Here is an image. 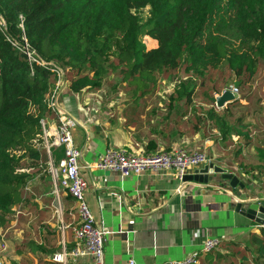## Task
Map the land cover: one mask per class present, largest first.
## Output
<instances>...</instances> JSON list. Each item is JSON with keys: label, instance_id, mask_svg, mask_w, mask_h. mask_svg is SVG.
Wrapping results in <instances>:
<instances>
[{"label": "crops", "instance_id": "crops-1", "mask_svg": "<svg viewBox=\"0 0 264 264\" xmlns=\"http://www.w3.org/2000/svg\"><path fill=\"white\" fill-rule=\"evenodd\" d=\"M153 42L150 48L155 46ZM69 80L64 77L56 105L76 121L72 135L81 150L80 171L87 181L84 199L96 225L106 226L110 231L104 237V264H128L129 260L136 264H170L198 250L210 238L219 244L202 253L198 264H239L244 254L251 264L253 255L244 252L245 244L249 234H260L264 224L235 211L239 198L220 174H209L207 184L181 183L167 169L122 177L116 172L100 171L96 162L107 148H125L130 153H156L177 147L199 149L207 156L202 165L212 162L226 169L244 183L241 192L247 193V198L264 199V136H254L264 132V126L257 127V121L252 123L249 119L257 118L260 123L264 111L246 115L243 125L237 127L239 134L236 131L229 134L226 132L229 124L224 119L226 111L220 113L221 108L209 100L208 84L202 85L203 79L181 67L159 73L155 89L144 95L133 92L134 86L122 81L117 70L109 71L100 87L94 89L73 92ZM178 85L180 90L175 92ZM225 87L211 93L215 97ZM188 91L193 92L187 96ZM240 102L249 103L247 97ZM230 103L222 110H227ZM46 120L51 126L55 122L53 113ZM53 157L56 162L62 158L58 152ZM197 167L192 174L202 168ZM50 183L42 185L43 188L39 186L42 194L25 204L40 214L31 223L25 218L18 221L9 235L1 264H7L5 257L12 244L24 242L25 235L34 237L38 245L51 248L56 242L53 247L57 246L61 234L59 225L52 222L55 197L51 180ZM73 204L72 199L65 198V206ZM61 221L72 224L67 212L62 214ZM65 239L72 242L71 232ZM235 242L240 245L239 251L233 246ZM35 257L36 261H47L46 264H60L52 262L49 253ZM12 259L20 260L16 254ZM66 264L91 262L68 259Z\"/></svg>", "mask_w": 264, "mask_h": 264}, {"label": "trees", "instance_id": "trees-1", "mask_svg": "<svg viewBox=\"0 0 264 264\" xmlns=\"http://www.w3.org/2000/svg\"><path fill=\"white\" fill-rule=\"evenodd\" d=\"M144 9L145 18L140 14ZM1 19L3 213L22 201L21 183L29 173L15 163L21 155L41 159L33 142H41L40 120L52 114L48 102L55 73L29 64L25 44L44 61L65 62L73 73L68 84L73 92L98 88L109 71L117 70L122 81L134 86L133 92L144 95L155 89L163 71L181 67L201 75L224 63L236 84H248L264 60V0H0ZM143 37L154 40L155 46L148 48ZM209 99L215 102L213 94ZM237 102L239 98L230 104ZM240 118L226 132L239 134ZM56 152L63 154L57 147L52 149L54 156ZM238 245L233 243L237 251ZM244 252L253 255L251 264H264V228L249 234ZM247 260L244 254L239 264Z\"/></svg>", "mask_w": 264, "mask_h": 264}, {"label": "built area", "instance_id": "built-area-1", "mask_svg": "<svg viewBox=\"0 0 264 264\" xmlns=\"http://www.w3.org/2000/svg\"><path fill=\"white\" fill-rule=\"evenodd\" d=\"M29 64L37 63L55 73V86L50 95L48 105L55 117V122L48 125L46 118L40 120L42 135L41 146L47 155V170L52 182V194L54 201L60 204V196L70 197L74 204L68 209V215L72 218V224L65 225L61 221L60 230L62 232L61 248L49 254V258L54 263L66 264L68 259L88 260L91 264H104V237L110 231L106 226H97L93 215L84 199V191L87 181L81 174L79 158L81 150L73 140L72 129L76 126L74 118L65 115L57 108L56 101L59 88L64 82V71L51 61H44L27 44L23 48ZM224 89H228L235 97L239 93V88L230 84ZM223 89V90H224ZM222 90V91H223ZM214 106L215 102H214ZM62 149V158L56 162L52 149ZM207 161V156L199 149L188 150L184 147H177L171 150H161L156 153H145L143 151L130 153L125 148H107L96 162V167L100 171L116 172L122 177H129L133 174H140L144 171H156L167 169L174 172L176 179L183 183L184 176L190 174L192 169L200 163ZM25 192H31L25 187ZM23 200L24 197H23ZM59 212V211H58ZM62 214V208L61 212ZM34 214L23 202L16 204L4 227L0 229V264L1 258L8 249V239L11 231L15 229L18 221L25 218L27 223H31ZM67 228L72 230V242L69 243L64 238ZM41 244V243H40ZM219 242L216 239H207L201 244V248L193 250L188 256L173 261L170 264H198L199 256L217 247ZM68 245H71L68 247ZM128 264H136L134 260H129Z\"/></svg>", "mask_w": 264, "mask_h": 264}, {"label": "rangeland", "instance_id": "rangeland-1", "mask_svg": "<svg viewBox=\"0 0 264 264\" xmlns=\"http://www.w3.org/2000/svg\"><path fill=\"white\" fill-rule=\"evenodd\" d=\"M141 16L143 18L147 17V9H144L141 11ZM0 24H4L3 19L0 20ZM117 39L118 37L115 38L116 41V45L117 43ZM143 42L147 45L148 48H150V46L154 43L152 39L148 38V37H143L142 38ZM110 59L112 60L113 57L110 56ZM62 70L66 71V77L69 80L73 73L72 70H68V68L66 67L65 62L63 61H59V63H56ZM183 69V68H181ZM184 71V70H183ZM230 70L227 68V66L224 64H222L219 68V70H215V69H211L207 72H204L203 74H193V75H197L198 79H203L204 83L202 85H206V83L208 84V89L207 91V96L209 98V95L212 94V91H216L218 92L223 86H228L230 84H234L236 85L240 90L239 93L237 94V98H239V102L237 103H233L229 105V108L227 110H222L223 108H221L219 111L220 113H223V111H226L224 113V119L226 121V123H228L229 125H233L236 124L237 119L239 117H241L240 119V123L244 122L246 119V115H250L253 111L255 112H259L260 114H262V112L264 111V60L260 59V63L258 65V69L255 73V76L253 78V80L248 83V84H241L238 85L235 83V76L229 72ZM182 73V71H179ZM183 74V73H182ZM52 80V78H51ZM248 98L249 103L247 104H243L240 102L241 99L244 98ZM210 100V99H209ZM262 102V103H261ZM214 104V103H213ZM49 117V115H48ZM250 121L253 123V121H257L256 126H264V118L260 119V123L259 120L256 118H249ZM252 123H250L249 125H251ZM254 125V124H252ZM259 129H256V132ZM254 136H264V132L262 133H258V134H254ZM33 144L35 146L38 147V149L40 150L41 154L44 153L43 148L41 146V142H33ZM47 159L44 158L43 156H41V159L39 160H32L26 156L21 155L19 157V159L16 161L15 166L26 173H29V176L24 180V183H21V197H22V201L24 204L31 203L33 200L36 199V197L40 194H42V190L39 188V186H41V188L45 187V186H50V175L48 173L47 170ZM201 165V166H200ZM205 164H199L197 166L204 167ZM197 167V168H199ZM43 185V187H42ZM45 185V186H44ZM28 187L30 188L31 192H27L24 193L25 190L24 188ZM45 189V188H44ZM48 189V188H47ZM23 197L25 200H23ZM65 196L61 195L60 198V204L57 201H53V213H54V218L52 220V222H55L56 224L59 225L58 228H60L61 225V219H62V214L64 215V213H66L65 211ZM19 204V203H18ZM29 207V206H28ZM61 208H62V214L61 212ZM69 207H67L68 209ZM30 210H32L35 219L37 217V215H39L40 213H38L37 211H34L33 208L29 207ZM59 211V212H58ZM11 213V212H10ZM10 213H3L0 211V229L1 227H4V225L6 224L7 221V217L8 215L10 216ZM34 219V220H35ZM2 220V221H1ZM60 230V229H59ZM59 232V231H58ZM72 235V230L71 228H67L64 234V238L65 235L70 233ZM60 236L59 239L57 240V246H55V243H53L52 245H50L51 248H49V246H41L38 245L35 241L34 237H31V235H25L24 237V242H19V244H12L11 249H10V253L5 257V259H7V264H46L47 261H43L42 259H37V261L35 260L36 257L35 256H41V255H46V254H50L53 251H59L61 248V240H62V232L60 230ZM43 239V238H42ZM47 245V243H46ZM57 249V250H56ZM14 254L18 255L20 260H18L17 262L13 261V256ZM31 254L33 256H31ZM21 261V262H20ZM19 262V263H18Z\"/></svg>", "mask_w": 264, "mask_h": 264}, {"label": "water", "instance_id": "water-1", "mask_svg": "<svg viewBox=\"0 0 264 264\" xmlns=\"http://www.w3.org/2000/svg\"><path fill=\"white\" fill-rule=\"evenodd\" d=\"M235 97L228 89H224L221 93L215 96V105L218 108H222L225 104L236 100ZM209 174H220L222 179L229 181V186L235 193L239 201L236 203L235 211L245 216L249 220L255 221L259 225L264 224V199H250L247 198V193L241 192L244 188V183L239 178L228 172L226 169L216 165L215 163L209 162L204 165L196 173L186 174L183 178L184 181H194L197 183L207 184ZM237 187L240 188L237 189Z\"/></svg>", "mask_w": 264, "mask_h": 264}]
</instances>
